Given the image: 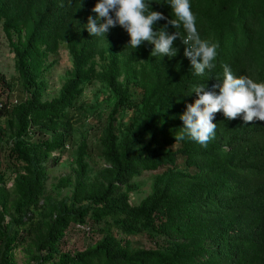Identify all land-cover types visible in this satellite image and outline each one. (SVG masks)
Instances as JSON below:
<instances>
[{"label":"trees","instance_id":"trees-1","mask_svg":"<svg viewBox=\"0 0 264 264\" xmlns=\"http://www.w3.org/2000/svg\"><path fill=\"white\" fill-rule=\"evenodd\" d=\"M94 3L0 0L15 72H0V264H264V121L217 112L206 146L175 141L192 84L211 87L223 65L264 82V0H190L217 45L202 77L179 40L159 60L146 43L125 49L119 26L89 36ZM62 45L69 67L50 93Z\"/></svg>","mask_w":264,"mask_h":264},{"label":"clouds","instance_id":"clouds-1","mask_svg":"<svg viewBox=\"0 0 264 264\" xmlns=\"http://www.w3.org/2000/svg\"><path fill=\"white\" fill-rule=\"evenodd\" d=\"M155 2L167 6L174 18L153 10V0H95L91 9L95 15L87 18L84 29L89 36L107 41L110 30L119 26L129 37L125 49L135 50L146 43L151 46L150 56L159 60L176 56L178 48L174 45L179 40L192 75L210 73L215 67L217 45L200 37L190 0ZM216 81L211 87L206 82L190 86L185 96L194 93L195 99L186 103L179 115L182 127L175 134V141L189 139L206 146L216 135L217 124L213 120L217 112L228 120L239 116L244 122L254 118L264 121V82L236 76L228 65H223L222 79Z\"/></svg>","mask_w":264,"mask_h":264},{"label":"rangeland","instance_id":"rangeland-1","mask_svg":"<svg viewBox=\"0 0 264 264\" xmlns=\"http://www.w3.org/2000/svg\"><path fill=\"white\" fill-rule=\"evenodd\" d=\"M57 62L56 64L52 67V69L49 71L47 74V79H48V91L50 93L56 92V90L59 88V86L62 83V77L64 75V71L68 69L69 67V62H68V56L66 54V50L64 48V45H62L59 49V52L56 56ZM0 72H2L6 78L11 79L14 75L15 72L13 70V58H12V53L8 47L6 37L4 33L0 29ZM90 90L88 89L84 96L89 97L90 95ZM5 97V93H4ZM65 160V156L62 157L61 161ZM67 171V169L62 168L60 165H56L55 167L52 168V175L57 176L60 175L61 173ZM6 176L8 177L10 183L11 179V174L9 171H7ZM147 175L144 174L142 177H146ZM51 180V179H50ZM49 180V181H50ZM147 186L144 187V189H147ZM78 232L75 230H70L69 233L66 236V240H68V244L74 243L76 240H78ZM88 239V238H87Z\"/></svg>","mask_w":264,"mask_h":264}]
</instances>
